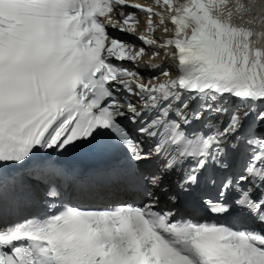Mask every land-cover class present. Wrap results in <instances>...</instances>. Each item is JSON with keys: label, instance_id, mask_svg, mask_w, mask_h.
<instances>
[{"label": "snow or ice", "instance_id": "snow-or-ice-1", "mask_svg": "<svg viewBox=\"0 0 264 264\" xmlns=\"http://www.w3.org/2000/svg\"><path fill=\"white\" fill-rule=\"evenodd\" d=\"M156 3L170 14L127 0H0V264H264V0ZM117 6L122 33L137 22L126 8L174 26L161 46L175 48L177 79L145 84L110 62L145 52L108 34L100 18L114 23ZM121 87L154 118L121 103ZM169 124L171 141L160 139ZM181 139L190 147L166 159ZM78 142L120 151L123 162L90 180L140 206L80 210L66 200L78 176L31 159L34 148L62 153ZM9 167L18 172L5 175ZM57 195L56 212L13 223L26 208L55 207Z\"/></svg>", "mask_w": 264, "mask_h": 264}]
</instances>
